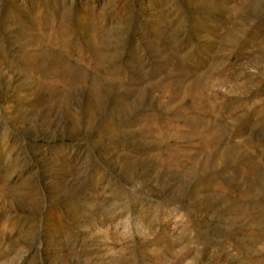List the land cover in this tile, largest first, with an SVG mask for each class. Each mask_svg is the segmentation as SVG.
I'll return each instance as SVG.
<instances>
[{
	"label": "rangeland",
	"instance_id": "374dc122",
	"mask_svg": "<svg viewBox=\"0 0 264 264\" xmlns=\"http://www.w3.org/2000/svg\"><path fill=\"white\" fill-rule=\"evenodd\" d=\"M0 264H264V0H0Z\"/></svg>",
	"mask_w": 264,
	"mask_h": 264
}]
</instances>
